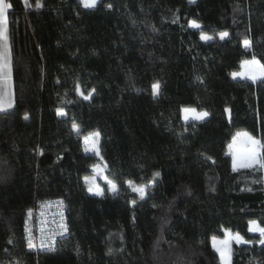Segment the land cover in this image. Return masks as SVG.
I'll use <instances>...</instances> for the list:
<instances>
[{
  "label": "trees",
  "instance_id": "1",
  "mask_svg": "<svg viewBox=\"0 0 264 264\" xmlns=\"http://www.w3.org/2000/svg\"><path fill=\"white\" fill-rule=\"evenodd\" d=\"M9 2L15 106L0 113V264L4 250L17 264H220L213 236L259 239L248 221L264 224V170L233 172L226 153L238 131L264 138V84L231 77L253 55L264 63V0H101L96 9L42 0L39 11L36 0ZM192 20L214 39L202 41ZM77 84L95 89L90 100ZM189 106L207 121L186 124ZM94 131L118 195L105 186L103 198L90 195L83 181L98 159L82 136ZM155 172L139 200L126 181ZM55 198L69 231L56 251H29L27 213ZM231 264H264V246L233 245Z\"/></svg>",
  "mask_w": 264,
  "mask_h": 264
},
{
  "label": "snow or ice",
  "instance_id": "2",
  "mask_svg": "<svg viewBox=\"0 0 264 264\" xmlns=\"http://www.w3.org/2000/svg\"><path fill=\"white\" fill-rule=\"evenodd\" d=\"M196 0H189V3H195ZM22 3L27 8H32L30 0H22ZM101 3V0H79L80 6L84 9H96L98 4ZM44 7L42 0H36L35 10L39 11ZM108 9L112 8V4H107ZM13 8L12 3L9 0H0V113H7L10 109L15 106V91L13 84V52L12 46L10 43L9 36V10ZM189 27L192 29L200 30L199 36L200 39L204 42H208L214 39L212 35H209L202 29V25L196 20H192L189 23ZM218 37L221 41L229 38L228 31H221L218 34ZM243 47L248 50L252 48L251 39H244L242 41ZM241 71L232 72L231 77L233 80L246 79L250 80L253 84H264V63H261L260 60L256 58L255 55L252 58L245 59L241 61ZM160 83L156 82L152 84V94L153 96H158L160 94ZM76 92L84 100H90L92 94L95 92V89H92L87 95L81 90V86L77 84ZM183 120L186 124L191 123L192 127H195L197 124L205 123L210 115L206 110H198L195 107H183L181 109ZM225 112L228 114L229 119L231 118V110L225 109ZM67 113L63 109H57V116L65 117ZM25 120H28V115L24 116ZM72 131L77 135H81L80 125L73 119L72 121ZM101 133L99 131L89 132L86 135L82 136L84 151L85 153L92 152L95 156L99 157L101 160V145H100ZM228 152L226 153L231 157V166L233 172H239L243 170H264V138L258 139L247 131H238L232 137V142L228 144ZM40 155H43V150H40ZM108 165H92L91 176H84L83 180L86 185H89L88 192L89 194L97 197L103 198L105 196V189L101 188L99 184L95 183V178L97 176L101 177L105 184L107 185V192L118 195L120 187L118 185L115 177L110 178L104 173L107 171ZM160 173H153V179L147 183L137 184L135 181L128 179L126 184L128 188L135 193L139 200L144 201L148 196V191L150 188L155 186V178L159 177ZM7 176H0V181L6 180ZM254 183L256 181H253ZM242 191L244 189H241ZM252 191L251 188L247 189ZM59 209L60 220L57 222L53 219L52 223L56 224V227L53 229L45 230L43 224L46 221L42 220V226L40 228L39 236V245L37 246L35 240L36 238L32 235L31 229L28 227V220L25 221V232L26 239L29 251H38V252H54L56 251L57 236L64 235L68 233L69 228L65 222L63 215L64 201L58 200L55 202ZM52 202H44L42 205L43 208L50 207ZM131 206L134 208L137 205V200L134 198L130 201ZM155 207V205H154ZM171 207V205H170ZM44 213H41L43 216ZM29 219L32 217V211L29 210L27 213ZM168 221L165 220L164 223ZM248 232L258 234L259 239L253 241L252 239H245L243 235L239 232H233L230 229H224L225 238L218 239L216 236L211 238L212 247L219 254L220 264H231L232 257V245H252L253 243L264 246V224L261 222L251 219L248 221ZM9 244H14V241L10 238L8 241ZM111 254V249L109 250Z\"/></svg>",
  "mask_w": 264,
  "mask_h": 264
},
{
  "label": "built area",
  "instance_id": "3",
  "mask_svg": "<svg viewBox=\"0 0 264 264\" xmlns=\"http://www.w3.org/2000/svg\"><path fill=\"white\" fill-rule=\"evenodd\" d=\"M58 200H62V199L55 198V199L45 201V202H52L51 206L48 208L42 207V205L44 204V202H43L42 204H40L39 206H37L36 208H34L32 210L31 219H29L28 216L25 219V221L28 220V227L31 229L32 235L36 238L35 242H36L37 246L39 245V236H40V228L42 226V223H41L42 220L46 221V223L43 224V227L45 228V230L53 229L56 227V224L52 223L53 219H55L57 222L60 220V216L58 214L59 209L55 203ZM42 212L44 213L43 216H41ZM63 215H64L65 222L67 223L65 204H64V208H63ZM26 235L27 234L25 232V222H24L23 236H24L25 245L28 247ZM66 235H67V233L64 235H61V236H57V238H56L57 242L59 240H61L62 238H64ZM35 252L40 253L38 251H35Z\"/></svg>",
  "mask_w": 264,
  "mask_h": 264
},
{
  "label": "rangeland",
  "instance_id": "4",
  "mask_svg": "<svg viewBox=\"0 0 264 264\" xmlns=\"http://www.w3.org/2000/svg\"><path fill=\"white\" fill-rule=\"evenodd\" d=\"M242 69H241V67H240V70L239 71H241ZM238 71V72H239ZM237 79H239V78H237ZM250 81V80H249ZM79 95V94H78ZM79 97L80 98H82L80 95H79ZM181 116H182V112H181ZM182 120H183V116H182ZM184 121V120H183ZM185 122V121H184ZM231 142H232V140H231ZM230 142V143H231ZM227 152H228V150H227ZM88 153H92V152H88ZM229 156V155H228ZM230 157V156H229ZM231 158V157H230ZM97 159H98V162H97V164L96 165H100V166H103L104 165V162L99 158V157H97ZM105 175H107L106 174V172L104 173ZM91 175H93V173H92V168H91ZM90 175V176H91ZM84 181V180H83ZM95 183L96 184H99L100 185V187L101 188H103L104 186L107 188V185L105 184V182H104V180L101 178V177H99V176H97L96 178H95ZM87 186V189H88V187H89V185H86ZM89 193V192H88ZM91 195V194H90ZM251 234H254V233H251ZM256 235H258V234H256ZM225 238V233H223V237L222 238H218V239H224ZM212 242V241H211ZM233 245H236V244H233ZM232 245V246H233ZM238 246H240V245H238ZM6 253V255H7V257H12L11 256V254H9L7 251L5 252ZM218 254V253H217ZM219 255V254H218ZM2 257H4V256H2ZM13 261L15 262V260L13 259ZM16 263V262H15Z\"/></svg>",
  "mask_w": 264,
  "mask_h": 264
},
{
  "label": "crops",
  "instance_id": "5",
  "mask_svg": "<svg viewBox=\"0 0 264 264\" xmlns=\"http://www.w3.org/2000/svg\"><path fill=\"white\" fill-rule=\"evenodd\" d=\"M5 252H6L5 250L1 252V255L4 256L2 257V264H17L15 263L16 261L15 262L13 261L12 257H7Z\"/></svg>",
  "mask_w": 264,
  "mask_h": 264
}]
</instances>
